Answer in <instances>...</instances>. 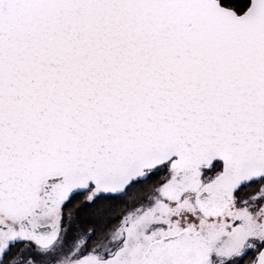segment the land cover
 Listing matches in <instances>:
<instances>
[{
    "label": "snow or ice",
    "instance_id": "1",
    "mask_svg": "<svg viewBox=\"0 0 264 264\" xmlns=\"http://www.w3.org/2000/svg\"><path fill=\"white\" fill-rule=\"evenodd\" d=\"M0 264H264V0H0Z\"/></svg>",
    "mask_w": 264,
    "mask_h": 264
}]
</instances>
